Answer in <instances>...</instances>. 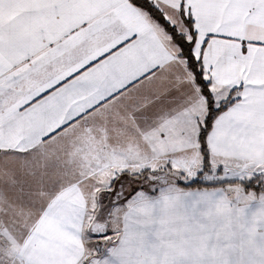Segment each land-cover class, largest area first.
<instances>
[{
	"label": "snow or ice",
	"instance_id": "1",
	"mask_svg": "<svg viewBox=\"0 0 264 264\" xmlns=\"http://www.w3.org/2000/svg\"><path fill=\"white\" fill-rule=\"evenodd\" d=\"M0 264H264V0H0Z\"/></svg>",
	"mask_w": 264,
	"mask_h": 264
}]
</instances>
